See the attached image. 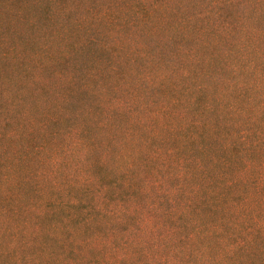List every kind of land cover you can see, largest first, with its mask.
Here are the masks:
<instances>
[{
	"label": "trees",
	"instance_id": "trees-1",
	"mask_svg": "<svg viewBox=\"0 0 264 264\" xmlns=\"http://www.w3.org/2000/svg\"><path fill=\"white\" fill-rule=\"evenodd\" d=\"M203 8L189 19L201 23L196 34L209 50L195 79H207L214 98L198 103L189 71L171 66L154 71L171 99L158 115L140 117L135 90L100 106V120L87 104L74 140V195L19 178L11 165L13 177L0 180V257L21 248L23 264H264V68L262 84L240 80L231 89L218 71L219 43L246 46V38L260 36L264 49V0H204ZM246 11L260 17L258 30ZM114 67L105 68L108 76ZM51 150L13 153L33 166Z\"/></svg>",
	"mask_w": 264,
	"mask_h": 264
},
{
	"label": "rangeland",
	"instance_id": "rangeland-1",
	"mask_svg": "<svg viewBox=\"0 0 264 264\" xmlns=\"http://www.w3.org/2000/svg\"><path fill=\"white\" fill-rule=\"evenodd\" d=\"M203 2L0 0V180L11 178V165L19 178L25 175L42 180L45 187L57 186L50 189L56 195H74V179L79 176L76 167L80 166L74 140L85 126L86 105L90 104L91 115L100 120V106L117 98L125 101L135 90L133 95L141 101L140 117L146 120L162 107L165 111L171 99L168 101L169 92L163 91L154 71L159 74L171 66L179 67L178 72L189 71L197 102L211 101L215 91L207 85L209 81L195 79L206 66L202 58L209 50L201 48L203 37L196 34L201 23H189L191 15L207 10ZM246 13L253 21L254 14ZM224 15L229 17L227 12ZM261 25V19L253 24L257 30ZM261 39L246 38V46L230 42L228 48L219 43L223 69L218 71L223 72L224 84L230 79V89L240 80L263 83ZM111 65L115 66L113 77L105 71ZM138 77L145 88L139 86ZM151 78L155 85L147 84ZM82 83L91 88L85 95L75 90ZM95 83L105 95H97ZM199 85L205 86L200 92ZM21 146H51L52 150L44 153L39 164L27 166L17 162L13 153ZM68 258L74 260V253ZM24 260L21 248H14L6 258L0 257V264H23Z\"/></svg>",
	"mask_w": 264,
	"mask_h": 264
}]
</instances>
